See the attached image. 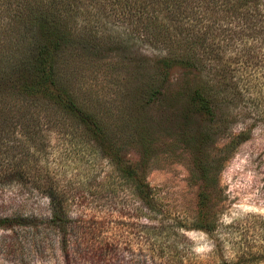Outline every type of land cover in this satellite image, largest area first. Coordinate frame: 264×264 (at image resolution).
Segmentation results:
<instances>
[{
	"label": "rangeland",
	"instance_id": "374dc122",
	"mask_svg": "<svg viewBox=\"0 0 264 264\" xmlns=\"http://www.w3.org/2000/svg\"><path fill=\"white\" fill-rule=\"evenodd\" d=\"M117 32L127 41L113 59L117 70L89 80L97 83L105 107L130 102V90L139 86L130 73L133 62L159 55L139 41L130 44L125 28ZM223 56L242 88L223 107L228 131L222 126L201 153L175 120L179 107L161 98L147 111L154 145L124 148V162L138 165L140 180L149 186L147 198L72 123L40 126L29 145L22 128L12 130L11 151H0V174L15 163L41 175L43 185L49 177L71 227L65 233L52 220L44 189L1 186L0 219L12 224L0 228V264H264V35L246 37ZM205 125L193 120L188 135L198 139ZM240 133L247 140L223 153ZM17 144L25 145L14 150ZM199 157L212 167L204 180L195 164Z\"/></svg>",
	"mask_w": 264,
	"mask_h": 264
},
{
	"label": "trees",
	"instance_id": "16d2710c",
	"mask_svg": "<svg viewBox=\"0 0 264 264\" xmlns=\"http://www.w3.org/2000/svg\"><path fill=\"white\" fill-rule=\"evenodd\" d=\"M263 7L264 0H0V151H11L7 148L17 127L26 132L28 144L40 126L72 123L147 198L149 186L140 180L138 165L124 162V148L154 145L147 111L161 98L179 107L175 120L191 142L196 139L201 153L222 126L228 131L223 107L242 88L223 55L246 37L264 35ZM119 28L129 32L130 44L139 41L159 55L133 62L130 73L139 86L130 90V102L105 107L97 83L89 80L98 82L117 70L113 59L127 44ZM197 118L206 124L198 139L188 135ZM246 140L240 133L223 153ZM14 164L4 167L0 187L20 183L44 189L52 220L68 232L71 219L50 178L43 185L41 175ZM195 164L201 179H207L210 160L199 157ZM11 224L0 219V228Z\"/></svg>",
	"mask_w": 264,
	"mask_h": 264
}]
</instances>
